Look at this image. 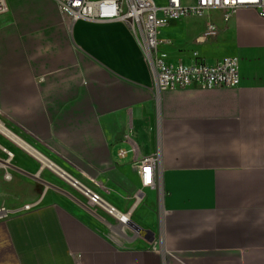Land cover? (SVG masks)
<instances>
[{
    "label": "crops",
    "instance_id": "0c3cea01",
    "mask_svg": "<svg viewBox=\"0 0 264 264\" xmlns=\"http://www.w3.org/2000/svg\"><path fill=\"white\" fill-rule=\"evenodd\" d=\"M8 3L0 121L132 220L119 227L81 186L45 181L0 217V264H264V16L214 10L162 27L169 61L237 57L240 85L158 94L125 22H74L56 0ZM211 21L219 32L203 40ZM126 136L156 155L153 186L118 156ZM14 144L11 180L34 177L37 159Z\"/></svg>",
    "mask_w": 264,
    "mask_h": 264
},
{
    "label": "built area",
    "instance_id": "2783aa9c",
    "mask_svg": "<svg viewBox=\"0 0 264 264\" xmlns=\"http://www.w3.org/2000/svg\"><path fill=\"white\" fill-rule=\"evenodd\" d=\"M72 21L89 20H120L125 22L131 33L142 44L156 80V90L160 94L167 90L185 88H236L240 85V64L237 57L226 58L210 64L197 56L190 62L174 63L167 59L161 50L160 30L171 21L186 17H209L214 10L223 11V19L228 22L233 13L244 7L256 9L264 16V0H56ZM10 12L8 0H0V16ZM219 27L209 22L201 39L215 37ZM4 135V134H3ZM6 136V135H5ZM8 136H6L7 138ZM9 138V137H8ZM10 139V138H9ZM13 141V140H12ZM126 146L118 150V156L126 159L132 156L141 178L143 188L154 185L156 155L144 156L140 153L138 143L126 136ZM0 148L6 155L0 159V169H6L4 178L11 180L12 160L14 153L5 146ZM79 181L75 179V184ZM143 189L140 190V193ZM81 193L87 198L88 204L101 209L111 216L116 225L126 227L131 222V211H120L104 199L102 194L84 186ZM33 204H25L23 211L32 210ZM16 209L0 207V217L14 213Z\"/></svg>",
    "mask_w": 264,
    "mask_h": 264
},
{
    "label": "rangeland",
    "instance_id": "374dc122",
    "mask_svg": "<svg viewBox=\"0 0 264 264\" xmlns=\"http://www.w3.org/2000/svg\"><path fill=\"white\" fill-rule=\"evenodd\" d=\"M11 131L13 133H15L13 130H11ZM16 135H18V134H16ZM19 137H21V136H19ZM0 144L3 146H6L8 148H10V147L13 148L15 150V152H17L16 155H18L20 153V152H18L19 149L14 144V142H12V140L9 139L8 137L6 138V136L1 134V133H0ZM28 144H30V143H28ZM31 146L34 149H36L33 145H31ZM36 150L39 151L38 149H36ZM5 157H6L5 153L0 148V158L5 159ZM36 162L37 163H36L35 168H34V170H35L34 174L37 177H35V176L32 177V175H29V174L24 175L23 173H20V174H16V176L13 178V180H6L4 178L6 169L4 167H1V169H0V207L1 206H5L7 208L13 207L12 205H14L18 202L27 201V200L31 199L32 197H34L38 194L40 187H42V184L45 181H48V182L49 181L50 182L55 181V183H60L61 185H67V187H69L71 189L72 185L67 180H65L63 177H61L60 175H58L57 173L53 172L52 170H50L48 168L44 169L39 176L36 175V172H38V170H40V168H41V163L38 160H36ZM72 188H74V187H72ZM75 190L78 193L80 192L76 188H75Z\"/></svg>",
    "mask_w": 264,
    "mask_h": 264
},
{
    "label": "bare ground",
    "instance_id": "6f19581e",
    "mask_svg": "<svg viewBox=\"0 0 264 264\" xmlns=\"http://www.w3.org/2000/svg\"><path fill=\"white\" fill-rule=\"evenodd\" d=\"M0 133L8 136L11 140L14 141V143H16L18 146H20L25 151L30 153L32 156H34L41 163V168L38 171L37 175H40L44 169L48 168V169L52 170L53 172L57 173L58 175H60L61 177H63L64 179H66L68 181L70 180L69 179L70 175L65 170H63L61 166H59L56 162L51 160L46 155H44L41 152L34 149L25 140H23L21 137H19L15 133H13L10 129H8L1 121H0ZM71 183L74 186H78V187L81 186L82 189L84 188V186L81 185V183H79V182L77 184H75L74 182L71 181Z\"/></svg>",
    "mask_w": 264,
    "mask_h": 264
},
{
    "label": "water",
    "instance_id": "95a60500",
    "mask_svg": "<svg viewBox=\"0 0 264 264\" xmlns=\"http://www.w3.org/2000/svg\"><path fill=\"white\" fill-rule=\"evenodd\" d=\"M70 181L75 182V179L73 177L69 176Z\"/></svg>",
    "mask_w": 264,
    "mask_h": 264
}]
</instances>
